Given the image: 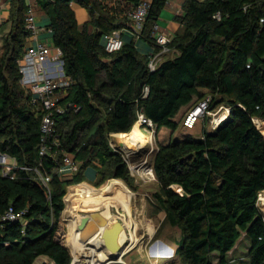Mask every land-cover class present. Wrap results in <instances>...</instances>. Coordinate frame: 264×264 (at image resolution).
<instances>
[{
    "label": "trees",
    "instance_id": "trees-1",
    "mask_svg": "<svg viewBox=\"0 0 264 264\" xmlns=\"http://www.w3.org/2000/svg\"><path fill=\"white\" fill-rule=\"evenodd\" d=\"M70 2L36 0L71 80L47 140L49 152L40 156L43 109L19 83L28 4L10 0L9 28L0 40V151L19 165L38 166L50 180L44 186L23 169L14 179L0 176V217L9 207L23 212L16 220H0V264H35L40 257V264H70L61 216L68 185L84 180L90 167L98 183L120 178L131 187L128 164L111 147L110 134L128 132L139 114L151 120L156 134L161 127L174 132L177 115L206 97L209 110L225 103L227 116L199 136L158 144L151 163L158 187L153 199L181 232L174 250L179 264H240L235 252L242 237L247 246L240 250L241 264H264V217L257 207L264 191V134L254 122L264 120V0H182L175 16L180 29L170 43L174 53L154 70L135 41L159 49L151 31L170 0H150L139 38L124 34L113 53L104 49L103 35L126 27L120 11L99 0H75L89 15L79 25ZM64 154L78 165L70 177L56 172Z\"/></svg>",
    "mask_w": 264,
    "mask_h": 264
},
{
    "label": "built area",
    "instance_id": "built-area-1",
    "mask_svg": "<svg viewBox=\"0 0 264 264\" xmlns=\"http://www.w3.org/2000/svg\"><path fill=\"white\" fill-rule=\"evenodd\" d=\"M52 1V0H49ZM109 10L120 11L117 16H121L125 22L126 27L112 30L103 35L104 49L113 53L121 49L123 45V35L127 34L138 39L144 26L145 17L150 5V0H139L135 5L126 4L125 0H99ZM5 0H0V23L4 21L5 16L3 12ZM180 9H177L178 12ZM215 16L219 18V13ZM24 25L29 31V39L27 40L26 48L21 58L18 60V70L20 73L19 83L22 88L27 90L32 95V102H37L43 109V114L40 120V132L42 134L41 143L38 153L40 156L48 154L49 144L48 138L53 136L56 131L55 115L63 112V106L59 101L63 98L67 87L70 85V78L65 75L63 70L64 61L62 58V50L53 45L47 40L39 38V28L36 21L35 6L32 3L24 13ZM49 31V30H48ZM151 37L155 45L159 48L149 54L147 66L150 70H154L156 66L163 60V56L170 54L172 49L170 43L172 35L170 32L164 30L158 23L154 24ZM144 94L147 88L144 89ZM210 97L199 101L193 108H191L183 118L182 124L184 127H193L195 121L209 112ZM229 111V109H228ZM138 122L149 133H155V126L151 120L146 119L142 114L138 115ZM151 129V131H150ZM151 138V137H150ZM56 138L52 140L55 143ZM122 156L128 163V152H122ZM130 165V164H129ZM129 167V166H128ZM132 167V166H131ZM78 165L71 155L64 154L61 164L56 172L59 176L70 177L77 170ZM135 167H132V169ZM33 171L37 176L39 182L47 186L50 176L43 174L38 166H23L19 165L16 159L6 152L0 151V176L16 178L17 170ZM152 175V168L149 169ZM264 198V191L258 194L257 207L262 210L261 204ZM23 212L15 211L9 207L0 217V220L11 221L21 217ZM112 263L113 260L106 259ZM75 254L70 264H74ZM76 264H82V261H76ZM103 264H107L105 261Z\"/></svg>",
    "mask_w": 264,
    "mask_h": 264
},
{
    "label": "rangeland",
    "instance_id": "rangeland-1",
    "mask_svg": "<svg viewBox=\"0 0 264 264\" xmlns=\"http://www.w3.org/2000/svg\"><path fill=\"white\" fill-rule=\"evenodd\" d=\"M74 1L75 0H71L70 5L71 3H74ZM171 1L172 2L170 3V7L173 9V11L176 12V9L178 8V6H181V2L176 1V0H171ZM180 11L181 9L176 13L179 14ZM88 20L89 19L84 21L81 25L86 24ZM8 28H9L8 21H3L0 23V40H1L2 34L6 32ZM0 44H1V41H0ZM168 55L171 56V54H167L163 56V59L170 57ZM228 108L229 107L226 106L225 103L218 104L213 110H209L208 113H205L203 116L198 118L195 121L193 127L191 128H187L183 126L182 119L185 115V112H181L177 115V119L179 120V123H178L177 129L174 132L170 131L166 127H161L158 130L157 134L152 132L150 136L151 138L149 137V139H146L143 143H139V144H144L146 142L145 145L142 147V150L141 151L139 150L137 154L136 153L132 154L131 152L127 151L128 158H130V162L132 164H136V168H133L131 170L145 172L146 177H142V178L139 177L138 181H134L133 178L131 179V187H130L131 190L130 191L133 192V194L131 195V198H130V209H131L132 215L134 216L133 219L135 221L134 223H136V227L131 226V225H129L128 228L126 227L125 234H124L125 235L124 239L126 240V243H123L122 245L123 247V249L121 250L122 256L116 259L110 257L109 259L113 260L112 263L110 261L108 263V261L106 260L107 259L106 257L104 261L107 264H179L178 261L176 260V256L174 255V250L176 248V245H175L176 242L181 241L182 235L177 227H172L166 222L165 212L163 211L162 208L156 205V202L153 199V193L154 191L158 190V187H157V181H156L153 169H152V175L150 174V171H149V169L152 168V165H151L152 158L158 148V144L165 143L169 138L178 139L187 134H191L193 136H199L202 132V129H208V130L214 129L215 128L214 125L216 126L217 123H219L222 119H224L227 116ZM136 122L138 124H136ZM136 122L134 123L135 124L134 127H132V129L129 132L131 131L137 132L138 125H139L140 128L142 129V132L146 133L149 136L150 132L145 130L143 126L140 125V123L138 122V119ZM254 122H255V125L264 134V120H259V119L254 118ZM129 172H130V169H129ZM110 179L111 178H108V180ZM73 184H75L74 187L72 188L67 187L65 200L68 195L70 197L73 196V194L71 193L80 191V189L83 190L82 189L83 184L82 185L77 184V183H73ZM106 185H107V180L104 181L103 184H101V186L97 187L98 188L97 190H92L91 192L100 193L104 190L109 189L108 188L109 184L107 186ZM127 187L129 188V186ZM173 188L174 190L179 191V188L177 186H173ZM89 189L91 190V188ZM100 189L101 190L103 189V190L101 191ZM80 193H82V191ZM65 202H66L65 208H69L71 204V200L70 202L69 201H65ZM261 207L263 206L261 205ZM118 209L125 213V210L123 209V207L118 206ZM259 211L264 217V212H262L261 210ZM64 224H65V221H64ZM131 231L132 232L134 231L135 238L137 239L134 244H130L131 240H128L127 238L130 236V233H132ZM81 235L82 234L80 233L79 234L75 233L73 236L71 234L69 235V240L66 238L67 242L68 241L72 242L74 250L76 246L82 245L81 239H78L81 237ZM66 236L68 237V234H66ZM160 243L166 245L165 248L170 249L172 247L171 248V250L173 251L172 256L160 257L158 256L160 253L157 254L156 252H154L155 248L158 249ZM69 245H71V243ZM238 246H239V249H236L235 257L241 256V257H238L237 260H239V262L241 263H245L246 262L245 258L242 256L243 255L241 253L242 251H240V250H245L247 246V241L244 237L240 239V243L238 244ZM90 247L92 248L95 247L97 251L98 249H100L99 246L91 245L90 243L85 244L84 250H86V252L83 251L81 255L80 253H78L80 255L79 260L82 261V264H94V262L96 261L95 258L91 257L92 254L90 252L92 248ZM165 248L161 250V253L162 251H166ZM99 252L101 254L106 253V251L103 249L102 250L100 249ZM95 254L96 253H94V255ZM72 259H73V256L71 255V261ZM40 262L41 260H37L35 264H40Z\"/></svg>",
    "mask_w": 264,
    "mask_h": 264
},
{
    "label": "crops",
    "instance_id": "crops-1",
    "mask_svg": "<svg viewBox=\"0 0 264 264\" xmlns=\"http://www.w3.org/2000/svg\"><path fill=\"white\" fill-rule=\"evenodd\" d=\"M25 1H26L27 4L32 3L35 6L36 21H37V25H38V28H39V33H38L39 38L42 39V40H47L48 42H50L51 41V35H50V33H48L49 29H47V25L49 24L48 16L38 6V4L36 3V0H25ZM176 1L182 2V0H176ZM171 2L172 1L170 0V3ZM170 3L162 10L157 22L164 30L170 32L171 35H172V38H173L175 33L180 29V24L175 19V16L177 15V13L175 11H173V9L170 7ZM177 5H179V4H177ZM3 7H4L3 8V12H4V16H5L4 21H8L10 0H5ZM71 7H72V9H73V11L75 13V17H76L77 23L79 25H81L84 21L89 19L88 12L86 11V9L84 7L80 6L75 1H74V3H71ZM177 9H181V6H178ZM135 45L138 48V50L140 52L144 53V54H147V53L150 54L153 51L152 47L149 46L146 42H144L141 39L135 41ZM172 53H174V52L171 51V54ZM168 56H170V55H168ZM136 124H138V123L136 122ZM217 124H216V126H217ZM134 125L132 127H134ZM216 126L214 125V127H216ZM138 129L145 136L147 135L146 133L142 132V129L140 128L139 125H138ZM128 132L111 133L110 134V145L115 151H119L121 153L122 152L124 153V152L128 151V152H131L132 154H135V153L137 154V152L139 150L140 151L142 150V147L145 145L146 142L144 144H139V143L136 144L135 145L136 146L135 149H133L130 145L127 146V145L123 144L121 141H119L120 139L117 138V136L121 135V134H127ZM111 140L113 141V143H112ZM128 163L130 164V165L128 164L129 169H130V175L134 179V181H138L139 177L140 178L146 177L145 172H140V171H135V170L132 171L131 170L132 167L136 168V164H132L130 162V158L128 160ZM84 174H85L84 180H82L81 182H77V184H81V185L83 184V187H82L83 190L80 189V191H76V192L71 193V194H73V196L70 197L68 195L66 197V200H65V197H64V201H69L70 202V200H71V204H70L69 208H64V210L62 211V219L65 221L66 234H68V237L66 236V238L69 240V235L70 234L73 236L75 233L76 234L80 233L83 236L81 235V237L78 238V239L88 240L93 234L100 235L97 232H93V230H92L93 233H91V229L94 228V229H97L98 231L99 230H103V229H107V230L108 229H113L115 227V223L119 222L120 224H122V227H123V230H124V233L122 235L123 243H126V240L124 239L125 238L124 234H125L126 227L128 228L129 225L136 227V223H134L135 221L133 219L134 216L132 215L131 209H130V198H131V196L129 197V209H130L129 213H127L124 208L123 209L125 210V213L120 211L118 209V203H117L116 200H113L114 203L111 202L109 206L101 207V208L95 209V210H93L91 212L84 211L79 206V204L81 202V200L79 198H81L83 195L84 196L97 195L98 193H93L91 191L92 190H97L98 189L97 187H99V186H101V184H103V182L102 183H98L99 182V178L96 176V171L93 168L88 167L85 170ZM111 181H118V182L122 183L123 186L126 188V190L130 193V195L133 194V192L130 191L131 190L130 187L128 188L127 187L128 185L122 179H120V178H111L110 180L107 179V185ZM74 185L75 184L68 185V187L72 188V187H74ZM109 185H108V188H110ZM89 188H91V190ZM81 191H82V193H80ZM261 205L263 206V201H262ZM259 210H261V209H259ZM261 211L264 212L263 209ZM69 212H70V214H69ZM93 213H99L102 218H106V220L104 222L105 224L104 225H100V216H98V218H97V217H95L93 215ZM85 218H86V220H84ZM130 218L133 220V222H132L133 225L128 220ZM108 223H110V225H108ZM130 235H131V233H130ZM129 237H127L128 240H129ZM67 239H66V243H67V245H68V247L70 249V252H72L71 255L73 256V254H75V250L73 248L72 242H69V241L67 242ZM86 242L87 241H85V243ZM70 243H71V245H69ZM121 248L123 249L122 246H121ZM100 249L102 250V248H100ZM103 250H105V249H103ZM157 250H159V249H157ZM43 258L44 257H40L37 260H43Z\"/></svg>",
    "mask_w": 264,
    "mask_h": 264
},
{
    "label": "bare ground",
    "instance_id": "bare-ground-1",
    "mask_svg": "<svg viewBox=\"0 0 264 264\" xmlns=\"http://www.w3.org/2000/svg\"><path fill=\"white\" fill-rule=\"evenodd\" d=\"M117 138H119L120 139L119 141H121L123 144H125L127 146H129V145L133 146V145H136L138 143H143L146 139H149V136L148 135L145 136L138 129L137 132L136 131H131V132L127 133V134L118 135ZM110 183H109L110 184L109 185V187H110L109 189L104 190L101 193H98L97 195H94V196L88 195V196H84V197L82 196L81 198H79L81 200V202L79 204L80 208L82 210H84V211L91 212V211H93L92 209L95 210V209H98V208H101V207L109 206V203L113 202V200H116L118 202V206L123 207L127 211V213H129L130 212V209H129V197L131 196L130 193L126 190V188L123 186L122 183H120L118 181H111ZM262 209L264 210V198H263V207H262ZM69 214H70V212H69ZM128 220L131 223L133 222L132 219H128ZM108 225H110V223H108ZM112 233H113V231H112ZM123 233H124V230L122 229L120 231V233L118 234V238H117V240H118L117 242H118V245L120 247L123 245V239H122ZM130 237H131V238H129V240H131L130 244H134L136 242V240H137L135 238L134 231L131 233ZM81 241H82L81 242L82 245H78V246L75 247V250H76L75 252H77V253H75L76 254L75 262L76 261H80L79 257L83 253V251L86 252V250H84L85 244L90 243L91 245H96V246L100 247L99 244L101 243V238H100V236L98 234L97 235L93 234L88 240H81ZM85 241H87V242L85 243ZM83 243H85V244H83ZM90 248H92V247H90ZM171 248L170 249L169 248H165L166 251H162V253H161V251L158 250V251H156V253L157 254L160 253L158 255L160 257H170V256H172V253H173ZM94 251H96V252H94ZM99 251H100V249H98V251H97V249L95 247H93L91 249V252L89 251L92 254L91 257L96 259L94 264H103L104 263V259H106V257H108L107 255H108L109 251L105 250L106 253H104V254H101ZM78 253H80V255ZM94 253H96V254L94 255ZM75 262H74V264H76Z\"/></svg>",
    "mask_w": 264,
    "mask_h": 264
},
{
    "label": "water",
    "instance_id": "water-1",
    "mask_svg": "<svg viewBox=\"0 0 264 264\" xmlns=\"http://www.w3.org/2000/svg\"><path fill=\"white\" fill-rule=\"evenodd\" d=\"M131 147L133 149L136 148L135 145H133ZM99 213H93V215L95 217H98V216H100ZM84 220H86V218ZM105 220H106V218H102L100 216V225H104L105 224L104 223ZM122 229H123L122 228V224H120L119 222L115 223V227L113 229H108V230L107 229H103V230H99V231L97 229H94V228L91 229V233L97 232V233L100 234L99 236L101 238V243L99 245H100V248L109 251V253L107 255L108 256L107 258L112 257V258L116 259V258H118V257L120 258L122 256V253H121L122 248L118 245V242H117L118 241L117 240L118 234L120 233V231ZM92 230H93V232H92ZM112 231H113V233H112ZM165 247H166V245L160 243L158 249L161 251ZM156 250L157 249L155 248L154 252Z\"/></svg>",
    "mask_w": 264,
    "mask_h": 264
}]
</instances>
